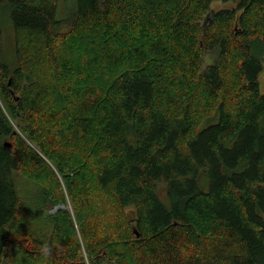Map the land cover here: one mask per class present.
I'll list each match as a JSON object with an SVG mask.
<instances>
[{"label":"trees","instance_id":"1","mask_svg":"<svg viewBox=\"0 0 264 264\" xmlns=\"http://www.w3.org/2000/svg\"><path fill=\"white\" fill-rule=\"evenodd\" d=\"M211 1L0 0V264H264V0Z\"/></svg>","mask_w":264,"mask_h":264},{"label":"rangeland","instance_id":"2","mask_svg":"<svg viewBox=\"0 0 264 264\" xmlns=\"http://www.w3.org/2000/svg\"><path fill=\"white\" fill-rule=\"evenodd\" d=\"M238 2L239 0L227 2H224L222 0H213L210 2L209 13L207 15H210L211 12H218L220 10L226 9H234L237 7ZM76 9L77 0H57L54 18H67L71 16ZM3 37V49L5 52H7L13 46V37L9 32L4 33ZM214 58V54H206L204 57V67H206L207 65H211L213 63ZM258 83L260 92L264 95V68L258 76ZM207 125L208 124L204 123L202 127H205ZM17 183L18 193L24 203V210L27 212L29 219L32 222V227L40 233L44 232L48 226V218L44 216V212H46L47 206L45 203V199L41 196V188L32 180H29L28 178L21 175L18 177ZM158 197H160L161 200L165 201V193L163 189L158 190ZM58 209H66L69 212H72L71 206L67 202V206H64V208L63 206H56L49 209L47 213L48 215H53Z\"/></svg>","mask_w":264,"mask_h":264},{"label":"water","instance_id":"3","mask_svg":"<svg viewBox=\"0 0 264 264\" xmlns=\"http://www.w3.org/2000/svg\"><path fill=\"white\" fill-rule=\"evenodd\" d=\"M5 146H8V147H10V145H9V144H5Z\"/></svg>","mask_w":264,"mask_h":264}]
</instances>
